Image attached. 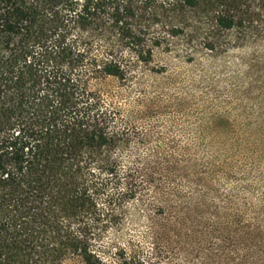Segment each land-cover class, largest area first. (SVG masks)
I'll list each match as a JSON object with an SVG mask.
<instances>
[{
    "label": "trees",
    "instance_id": "trees-1",
    "mask_svg": "<svg viewBox=\"0 0 264 264\" xmlns=\"http://www.w3.org/2000/svg\"><path fill=\"white\" fill-rule=\"evenodd\" d=\"M262 5L0 0V264H108L99 240L135 191L118 190L115 108L93 79L132 77L187 27H254Z\"/></svg>",
    "mask_w": 264,
    "mask_h": 264
},
{
    "label": "rangeland",
    "instance_id": "rangeland-1",
    "mask_svg": "<svg viewBox=\"0 0 264 264\" xmlns=\"http://www.w3.org/2000/svg\"><path fill=\"white\" fill-rule=\"evenodd\" d=\"M259 12L254 27H187L132 77L93 79L115 108L118 190L135 191L99 240L108 264H264Z\"/></svg>",
    "mask_w": 264,
    "mask_h": 264
}]
</instances>
